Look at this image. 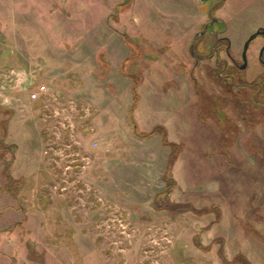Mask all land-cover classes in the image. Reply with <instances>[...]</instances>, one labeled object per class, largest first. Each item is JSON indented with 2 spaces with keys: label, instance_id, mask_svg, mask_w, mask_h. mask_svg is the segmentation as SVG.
Segmentation results:
<instances>
[{
  "label": "rangeland",
  "instance_id": "rangeland-1",
  "mask_svg": "<svg viewBox=\"0 0 264 264\" xmlns=\"http://www.w3.org/2000/svg\"><path fill=\"white\" fill-rule=\"evenodd\" d=\"M212 5L0 0V264H264V107L197 45ZM214 16L239 59L264 0Z\"/></svg>",
  "mask_w": 264,
  "mask_h": 264
},
{
  "label": "flooded vegetation",
  "instance_id": "flooded-vegetation-1",
  "mask_svg": "<svg viewBox=\"0 0 264 264\" xmlns=\"http://www.w3.org/2000/svg\"><path fill=\"white\" fill-rule=\"evenodd\" d=\"M207 1H212L214 5L220 2L221 0H207ZM214 12H213V16H214ZM208 18H209V21L203 27L202 31L212 21L209 15H208ZM221 26L224 27L223 22L220 19L215 17L213 24L206 29L205 33L200 34L202 31L199 33V36L197 37V45L201 42L202 39H204V37L207 34H212L214 36V39L210 46V50L208 54H206L205 58L214 60L215 66L219 69L218 78L221 79L222 81L229 82V84L233 88H236V89L241 88V89H246L250 91L253 103L264 107V101L262 102L259 99V97L262 95V92L264 90V84L259 81H254L250 84L239 81V78H240L239 73H242L248 70L249 68L253 67L249 61V53H250V49L252 48V44L253 42H255V40L261 41L260 47L256 54V63L259 66L264 67V32L260 30V32L253 38V40L249 42L245 50V60L243 59L244 46H245L246 41L249 38L242 45L241 52H240V58L236 59V58H233L230 53L232 49L231 42L227 38L220 36V34L223 32V29ZM259 29H263V28H259ZM221 53L224 54L225 58L220 57ZM196 62L198 63L199 61H196Z\"/></svg>",
  "mask_w": 264,
  "mask_h": 264
},
{
  "label": "crops",
  "instance_id": "crops-1",
  "mask_svg": "<svg viewBox=\"0 0 264 264\" xmlns=\"http://www.w3.org/2000/svg\"><path fill=\"white\" fill-rule=\"evenodd\" d=\"M155 126V125H154ZM153 127V126H152ZM168 138V141L170 142V143H172V144H174V145H177V146H179V153H178V155H177V159L174 161V163H173V165H172V167H171V172H174V171H176V168H177V171H181V170H184V168H187L186 166H187V162H189L188 160H189V158H191V157H188L189 155L190 156H192V154L191 153H188V152H186L185 151V147H184V145L181 143V142H176V141H174V140H172V138H170L169 136L167 137ZM205 138L207 139V136H205ZM165 147H167V146H164L163 148L165 149ZM169 148V147H168ZM205 151H206V149H204ZM169 153H170V148H169V152L167 153L168 155H169ZM187 153V154H186ZM198 153H200V155H198ZM203 152L201 151V150H199V149H197V157H200L201 158V156H203V154H202ZM197 160H198V158H197ZM197 165H199V163L197 162ZM206 165H209V163L208 164H206ZM208 167H210L209 169H208V171H206V172H209V173H211L210 171V169H211V166L209 165ZM185 171H187V170H185ZM200 169L198 168L197 169V175L200 173ZM199 176V175H198ZM198 184V183H197ZM198 186V185H197ZM198 188V187H197ZM197 204H199V199H198V197H197Z\"/></svg>",
  "mask_w": 264,
  "mask_h": 264
},
{
  "label": "water",
  "instance_id": "water-1",
  "mask_svg": "<svg viewBox=\"0 0 264 264\" xmlns=\"http://www.w3.org/2000/svg\"><path fill=\"white\" fill-rule=\"evenodd\" d=\"M224 2H225V0H221L220 2L214 4V5L211 7V9H210L209 12H208V15H209V17L212 19V21H211V23H209V24L205 27V29H204L200 34H204L205 31H206V29H207L209 26H211V25L213 24V22H214V20H215V17L213 16V12L215 11V9H217L218 7H220ZM260 30H262V31L264 32V29H259L255 34L251 35V36L249 37V39L246 41L245 46H244V52H243V59H244V60H245V50H246V48H247L249 42H250L251 40H253V38H254V37L260 32ZM198 36H199V34H197L195 38L197 39ZM196 39H195V40H196Z\"/></svg>",
  "mask_w": 264,
  "mask_h": 264
},
{
  "label": "built area",
  "instance_id": "built-area-1",
  "mask_svg": "<svg viewBox=\"0 0 264 264\" xmlns=\"http://www.w3.org/2000/svg\"><path fill=\"white\" fill-rule=\"evenodd\" d=\"M43 93H45V87H44V86H39V87H37L36 90H34V91L32 92L31 97H32L33 99H35V98L37 97L38 94H43ZM94 146H96V144H94Z\"/></svg>",
  "mask_w": 264,
  "mask_h": 264
}]
</instances>
